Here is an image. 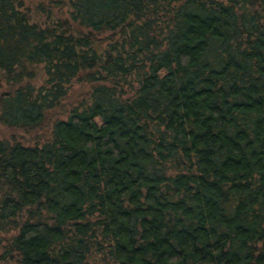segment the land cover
<instances>
[{"label": "trees", "instance_id": "trees-1", "mask_svg": "<svg viewBox=\"0 0 264 264\" xmlns=\"http://www.w3.org/2000/svg\"><path fill=\"white\" fill-rule=\"evenodd\" d=\"M0 264H264V0H0Z\"/></svg>", "mask_w": 264, "mask_h": 264}]
</instances>
